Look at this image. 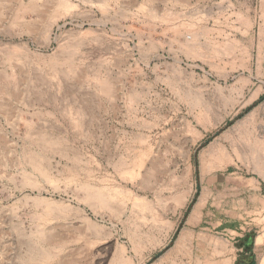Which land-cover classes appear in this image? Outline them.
<instances>
[{
    "label": "rangeland",
    "instance_id": "rangeland-1",
    "mask_svg": "<svg viewBox=\"0 0 264 264\" xmlns=\"http://www.w3.org/2000/svg\"><path fill=\"white\" fill-rule=\"evenodd\" d=\"M70 1L0 0V264L204 257L264 158V0Z\"/></svg>",
    "mask_w": 264,
    "mask_h": 264
},
{
    "label": "crops",
    "instance_id": "crops-1",
    "mask_svg": "<svg viewBox=\"0 0 264 264\" xmlns=\"http://www.w3.org/2000/svg\"><path fill=\"white\" fill-rule=\"evenodd\" d=\"M251 49L263 57L262 64L259 69L262 84H264V43L261 37H254L251 40ZM259 164L245 165L239 169L237 174H228V180L224 177L221 184H217L214 180L208 183L207 195L204 203L195 209V212L209 210L211 205L212 215L228 217V220H222L219 225L223 226V236H226V242L221 246H212L207 243L206 255L200 256L202 250L196 247L192 256H185L182 260L186 264H260L258 239L264 236V228L256 231L253 228H240L241 225H255L258 218L264 217V158L260 159ZM217 196H222L220 207L215 210L213 207L217 204ZM212 198V203L210 199ZM238 204L240 207L236 206ZM239 211V212H238ZM206 214H209L206 212ZM238 220H231L236 216ZM243 223H239L240 219H245ZM239 231H244L242 235ZM256 234V235H255ZM187 237V236H183ZM264 241V240H263ZM184 241H180L182 244ZM180 250L177 248L170 249L169 252L161 259V264H174ZM195 254V255H194ZM199 261V262H198Z\"/></svg>",
    "mask_w": 264,
    "mask_h": 264
},
{
    "label": "bare ground",
    "instance_id": "bare-ground-1",
    "mask_svg": "<svg viewBox=\"0 0 264 264\" xmlns=\"http://www.w3.org/2000/svg\"><path fill=\"white\" fill-rule=\"evenodd\" d=\"M65 7H66V9H70V8H73V4H72V2L70 1V0H65ZM38 13V12H37ZM39 14H41V13H38L37 15H39ZM35 200H37V203L39 202V203H42V204H48V205H52V204H55L56 202H54V201H47V200H45V199H40V198H37V199H35ZM263 240H264V237L263 238H260L259 240H258V243H262L263 242Z\"/></svg>",
    "mask_w": 264,
    "mask_h": 264
},
{
    "label": "water",
    "instance_id": "water-1",
    "mask_svg": "<svg viewBox=\"0 0 264 264\" xmlns=\"http://www.w3.org/2000/svg\"><path fill=\"white\" fill-rule=\"evenodd\" d=\"M159 256V255H158Z\"/></svg>",
    "mask_w": 264,
    "mask_h": 264
}]
</instances>
